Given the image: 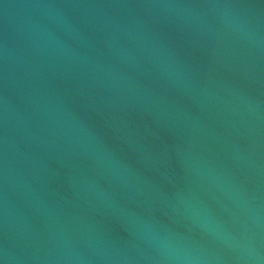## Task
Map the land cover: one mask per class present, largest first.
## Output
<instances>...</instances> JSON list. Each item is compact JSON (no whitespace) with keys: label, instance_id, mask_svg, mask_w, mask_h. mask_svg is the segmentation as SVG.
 <instances>
[{"label":"water","instance_id":"water-1","mask_svg":"<svg viewBox=\"0 0 264 264\" xmlns=\"http://www.w3.org/2000/svg\"><path fill=\"white\" fill-rule=\"evenodd\" d=\"M0 264H264V0H0Z\"/></svg>","mask_w":264,"mask_h":264}]
</instances>
